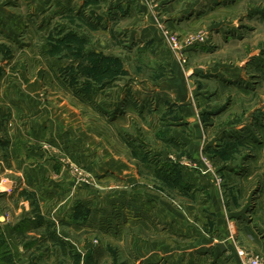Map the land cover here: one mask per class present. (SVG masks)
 <instances>
[{
	"label": "rangeland",
	"instance_id": "rangeland-1",
	"mask_svg": "<svg viewBox=\"0 0 264 264\" xmlns=\"http://www.w3.org/2000/svg\"><path fill=\"white\" fill-rule=\"evenodd\" d=\"M174 1L0 0V96L12 91L10 85L19 78L31 82L37 77L36 91L43 99L44 92L54 90L58 92V105L64 100L76 105L79 125L82 101L92 103V94L119 84L126 96L123 105L134 104L140 116L146 107L151 110V104L148 101L139 107L140 102L131 95L133 87L142 85V77L157 71L154 64L149 66L152 62L165 64L176 58L191 90L201 93L199 100L206 103L203 126L206 123L212 127L204 130L207 143L199 146L204 171L214 170L213 182L224 189L231 185L224 170H234V188L251 182V202L264 189V0H181L170 11L177 7L184 13L168 18L166 6ZM134 17L137 29L130 34ZM176 23H182V30L177 31ZM108 24L113 29L110 33H106ZM22 51L25 59L17 61ZM23 71L25 77H21ZM223 90V97H219ZM21 101L29 108V112L20 110L25 118L21 121L33 125L36 112L31 111V102L14 97L4 106L15 108ZM1 103L4 99L0 98ZM168 111L165 127L172 129L178 119L171 114L172 109ZM1 112L0 106V264H146L129 254V229L125 224L134 220L124 218L125 207H118L124 206L129 196L114 194L113 190L99 194L109 185L112 188L113 181L103 180L111 172L103 165L98 169L95 156L99 147L93 145L95 142H81L77 129L59 131L52 136L57 142L53 147L60 178L47 176L38 185L32 179L23 182L13 171L16 167L11 166V141L1 128L8 120L2 118L8 115ZM106 113L110 121L122 110L115 108ZM34 130H26L25 134ZM139 130L136 128L137 133ZM66 134L65 143L62 137ZM126 135L122 132L120 136L123 148L132 157L147 158L146 167L155 178L153 186L161 188L168 201L177 200V192H192L189 180L181 174L170 173L168 180L158 177L150 164L160 156L147 149V141L139 139V133L135 140ZM209 136L213 142H209ZM86 137L88 140L89 135ZM176 139L165 138L162 143L173 149L175 146L176 155L191 156L184 149L187 142ZM29 140L25 142H33ZM36 144L25 146L28 153ZM198 163L192 162V166L200 168ZM230 163L233 167H227ZM248 170L257 172L252 179L245 175ZM175 178L181 183L180 189L174 186ZM120 179L126 190L131 189V181ZM6 180L11 182L7 185ZM45 184L52 194H58L40 192L37 186ZM50 200L57 202V211L48 208L46 202ZM122 227L127 232L118 243L111 235L114 231L119 234ZM160 261L162 258L154 264Z\"/></svg>",
	"mask_w": 264,
	"mask_h": 264
},
{
	"label": "crops",
	"instance_id": "crops-1",
	"mask_svg": "<svg viewBox=\"0 0 264 264\" xmlns=\"http://www.w3.org/2000/svg\"><path fill=\"white\" fill-rule=\"evenodd\" d=\"M180 1L175 0L166 6L168 18H173L174 14L184 13V10H179L177 7L175 11L173 9L170 11V7L172 8ZM133 20V24H130L132 31L130 34H134V29H137L135 27L138 23L135 21L136 17ZM176 24L177 31L182 30V23ZM110 27L111 25L108 24L106 33L113 31ZM147 33L150 32L147 31ZM23 53L24 51L20 53L22 56L18 57L17 61H24ZM139 56L137 55L135 58ZM148 63L149 58L146 57V64ZM152 64L157 71L150 74V77H142V85H136L131 91V95H135V99L140 102L139 107L142 103L150 101L151 110L146 107L145 114L139 116L136 112L137 106L132 103L123 105V98L125 99L126 96L120 91L118 84L112 90L104 88L92 94V103L82 101L79 125L77 118L80 112L74 109L76 105L71 100H64V103L58 105V92L56 93L54 90L44 92L45 99H43L40 91H36L39 78L33 79L30 74L28 77L33 79L31 82L27 81L29 79L22 78L21 80L24 82H21L20 78L18 81L16 80L15 84L10 85L12 91H7L6 94L0 96L1 99H4V103L0 105L4 111L1 114L8 115L2 118V121H6V118L8 120L7 123H2L1 128L11 141L8 153L12 162L11 166L16 167V170L9 168L8 171L12 173L14 171L23 182L26 179H32L37 185L43 184V179L47 176L55 179L60 178L61 172L56 171V162L58 161L54 155L53 147L57 142L52 135H57L59 131L63 130L77 129L80 131L81 142H95L93 145L99 147L95 156L98 161V169L103 165L112 174L108 173L109 175H106L107 177L103 180H112L113 187L110 188L109 185L106 189L103 188L99 194L106 195L105 191L113 190L114 194L129 196V200L123 202L125 205L120 204L118 207H125L124 218L136 221H129L128 225L125 224L129 229L128 250L130 256L144 260L146 264H154L159 258H162L160 264H241L237 249L244 248L264 258V189L259 190L255 199L252 198L254 200L250 202L252 189L249 188V185L251 182L246 183V186L234 188V170H224L225 178L231 183L229 187L224 189L216 187L213 182L214 170L209 171L212 174L205 172L206 168H203L204 164L201 165L200 162L199 146L206 141L207 137L204 130L212 128L205 122L206 126H203L202 116H204L203 109L206 103L199 100L202 98L201 93L191 90L178 59L171 58L166 61V65L152 62L149 66ZM24 73L25 71L21 72V77H25ZM24 83L26 86L19 85ZM224 93L225 90L220 91L219 97H223ZM14 97L31 102V111L35 110L36 112L32 119L35 122L33 125L29 121H21L25 118L24 114L20 115V110L29 112L27 103L23 101L16 103L15 108L4 106L8 104V100H12ZM141 99L142 101H140ZM168 100L173 104L168 105ZM170 106L174 107L170 108ZM7 107L10 110H7ZM16 107L19 109L16 110ZM115 108H121L122 113H117L109 121L106 112L115 110ZM169 109H172L171 114L178 119L177 125L172 129L165 127ZM136 128L141 131L138 132L140 136L142 135V138L139 139L151 141L150 144L145 142L147 149L160 156L156 158V162L178 163V170L182 178L187 182L189 180L190 186L193 187L189 195L177 192L175 195L178 196L177 200L168 201L164 191L153 186L152 180L155 178L147 168L145 162L147 158L141 159L127 154L129 150L123 148L124 143L121 142L120 136H122V132L123 136L127 133L126 136L129 140H135L138 136ZM33 129L35 130L31 134H25L26 130ZM28 135L29 138H27ZM84 135H89L88 140ZM173 137L177 138V142H187L184 143V149L186 147L185 151H188L191 156L176 155L175 146L173 149L171 145L169 148L166 143H162V139ZM67 138L66 134L62 140L66 143ZM25 140L33 142H25ZM211 141L213 142V138L209 136V142ZM31 143H37L39 146L33 145V151L28 153L25 146ZM44 145H48V148H44ZM170 156H172L171 159ZM30 158L32 162L29 160ZM197 160L201 166L197 167L198 170L194 165L192 166V162ZM20 163L22 165H19ZM230 166L231 163L227 165V167ZM256 173L248 170L245 175L248 179H252ZM120 178L127 182L131 181V189L126 190L125 186H122ZM6 181H8L7 185L11 182L10 180ZM37 188L40 192L53 193L48 184L42 187L39 185ZM55 194L58 192H54L52 195L55 196ZM173 194L175 193H170V196ZM46 203L52 211H57L60 208L54 200ZM63 203L65 206L67 205L66 201ZM125 214H127L126 217ZM158 225L159 228H162H157ZM69 227L72 230L74 228L73 225ZM95 227L100 228L99 226ZM119 229V234H114V231L111 236L117 239L118 243H122L127 231L125 227Z\"/></svg>",
	"mask_w": 264,
	"mask_h": 264
},
{
	"label": "trees",
	"instance_id": "trees-1",
	"mask_svg": "<svg viewBox=\"0 0 264 264\" xmlns=\"http://www.w3.org/2000/svg\"><path fill=\"white\" fill-rule=\"evenodd\" d=\"M106 60V59H105ZM106 65V64H105ZM151 160V168L154 170L155 174L160 177V178H166L168 180V174L170 173H178L180 174V171L178 170V166L175 164H165L163 163H158V162H152ZM150 162V161H149ZM147 166H149V163H146ZM180 176V175H179ZM177 183L174 184L175 187H178L180 189L181 183L178 178H175ZM174 179V180H175ZM183 191V189H182Z\"/></svg>",
	"mask_w": 264,
	"mask_h": 264
},
{
	"label": "built area",
	"instance_id": "built-area-1",
	"mask_svg": "<svg viewBox=\"0 0 264 264\" xmlns=\"http://www.w3.org/2000/svg\"><path fill=\"white\" fill-rule=\"evenodd\" d=\"M237 254L241 264H264V258L259 254H253L244 248H238Z\"/></svg>",
	"mask_w": 264,
	"mask_h": 264
}]
</instances>
